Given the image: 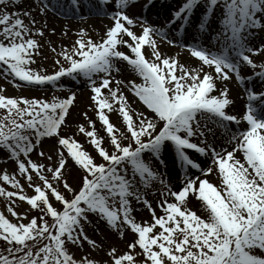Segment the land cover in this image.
Segmentation results:
<instances>
[{
    "label": "snow or ice",
    "instance_id": "obj_1",
    "mask_svg": "<svg viewBox=\"0 0 264 264\" xmlns=\"http://www.w3.org/2000/svg\"><path fill=\"white\" fill-rule=\"evenodd\" d=\"M21 3L0 0V77L17 89L50 86L66 95L9 96L0 86V149L3 162L15 164L0 169V264H264V90L246 86L264 82V43H252L264 31V0H181L163 26L130 14L136 0ZM50 10L111 23L95 37L81 27L57 50L45 35L55 33ZM42 39L55 53L50 73L34 67ZM162 43L188 60L163 53ZM233 79L246 96L241 113L229 111L225 82ZM65 80L90 91L70 135L77 91ZM168 158L178 166V186ZM141 207L149 220L137 219ZM93 219L126 247L92 238Z\"/></svg>",
    "mask_w": 264,
    "mask_h": 264
},
{
    "label": "bare ground",
    "instance_id": "obj_2",
    "mask_svg": "<svg viewBox=\"0 0 264 264\" xmlns=\"http://www.w3.org/2000/svg\"><path fill=\"white\" fill-rule=\"evenodd\" d=\"M181 3V0H154L152 1V4L149 6L147 12L145 13L144 5L146 4V0H136V3L134 6H132L129 9L130 14H134L137 16L146 15L149 21L157 26H163L165 22L169 19H171V12L174 8L178 7ZM34 6V0H22V3L17 5V8H29ZM111 7V5H109ZM200 9H197L196 15H200ZM34 15L38 20H43L45 17H41L37 15V13L34 12ZM47 22L49 28H55V33L47 32L45 33L47 40H50L52 42L53 46H56L59 50V46L61 44H66V42H69L72 36L79 30V28L84 27L89 29L91 35L95 37L97 32L103 33L105 25H109L111 23V20L108 18H104L97 15H85L84 19H80L76 16H72L71 13H69V18H64L62 15H57L53 11H49L47 14ZM196 22V16L192 18V24H195ZM212 31L216 30V19L214 18L212 20L211 25ZM194 29L192 28V25L190 24L188 26V31L192 32ZM64 31H68V36H63L62 33ZM210 40V35L206 36L204 40ZM44 40V39H43ZM45 42V40H44ZM253 42L259 46L261 43H264L263 38H255ZM46 43V42H45ZM161 51L167 55L175 56L177 53H180L179 59L182 61H187L188 56L184 52V50L168 45L167 43H162L160 45ZM261 61V56H258L257 62ZM193 64L195 61H191ZM248 68L246 67L244 69V74H249ZM243 74V73H242ZM65 86L66 88H72L73 90L77 91V100L75 102V108L80 106L78 104H84L89 105V95L90 91L83 85V84H77L75 82H71L69 80H65ZM227 86L230 89V97L234 100L233 106L229 109V111L235 112V113H241L245 110L246 106V96L244 94L243 88L239 85L238 82H235L234 79L232 81L225 82ZM237 83V84H235ZM246 86H253L254 90L259 92L263 90L264 82H262L259 78H255L250 82V85L248 82H246ZM85 87V88H83ZM126 94H128L126 92ZM84 105V107H85ZM264 111V109H262ZM74 115V108L71 110V115L68 117L71 118ZM66 132V131H65ZM201 161L203 158H200ZM175 172L171 175V181L174 185L178 186V184L175 181Z\"/></svg>",
    "mask_w": 264,
    "mask_h": 264
},
{
    "label": "rangeland",
    "instance_id": "obj_3",
    "mask_svg": "<svg viewBox=\"0 0 264 264\" xmlns=\"http://www.w3.org/2000/svg\"><path fill=\"white\" fill-rule=\"evenodd\" d=\"M9 11H12L13 9L11 7H9L8 9ZM264 37V31L260 32L258 37ZM75 39V36L73 35L72 38L70 39L69 42H66V44H70L73 40ZM41 43L43 44V48L41 49L42 51V56L36 57L37 60V65H34V67H43L44 69H46L49 73L54 71V59H55V53H53L50 48L48 43H45L44 40H41ZM204 43L211 47V44L209 43V41H204ZM58 50V49H57ZM250 69V68H249ZM258 71V69H257ZM250 72L252 73V70L250 69ZM0 86H4L5 88V94L9 95V96H18V95H24V96H47V97H51L52 95L56 94V95H66V92H62V91H58L56 89H52L50 86L46 87V88H40L39 86L36 87H24L21 89H17L15 88L11 83H9L8 81L4 80L2 77H0ZM129 96V100L133 101V106L137 107L141 110H143V105L140 104L138 101H135L134 98L132 97V95L130 93L127 94ZM80 106L78 107H74V115L69 119V123L72 125L70 128L66 129V133L67 134H72L75 130H76V125L80 122L83 121V116L81 115L82 112L88 110L87 105L84 104H78ZM85 105V107H84ZM89 115L93 117V119H95V116L93 115L92 112L89 111ZM111 120L114 123H119L117 115L115 113L110 115ZM96 127L99 129L100 128V123L97 122ZM101 134H103L101 132ZM77 139L79 140H83V137L81 136H77ZM51 147L50 142L45 141L44 143V150L48 151L49 148ZM85 147L88 148L91 151V146L88 144H85ZM7 153L3 150L0 149V169L3 168H7L10 172L13 171L15 169V164L12 161H8L7 163H4V159L6 158ZM33 159H37V155L36 153H33ZM168 162V168L167 171H172L175 172V181L177 183H179L178 180V175H179V170H178V166L174 167L171 164V160L167 161ZM203 162V160H202ZM164 168H161L160 170L162 171ZM77 173L75 171H72L70 173V179L74 182L75 181V177H76ZM214 179V178H213ZM152 191H155V189H153ZM148 198L150 200L153 201V205L155 206V200L156 197L153 196L151 193L149 194ZM3 202L0 201V204H2ZM136 206V205H134ZM25 205L21 204L20 207L17 209L18 211H23ZM139 207V206H136ZM137 217L138 220H149L150 219V213L144 209V208H140L139 211H136L134 213ZM99 227L100 228V233L98 234L96 231V228ZM86 230L88 232V234L94 238L97 239L98 241H101L105 236H109V238L121 249L126 247L125 241L124 240H120L118 237L116 236H112L110 235L108 232H106L104 230V226L103 224H97V222L95 221V219H93V225L92 226H86ZM126 239L130 240L131 239V235H127ZM86 249H87V245H85ZM74 251H76L77 255L80 254V250L79 249H74ZM93 256H95L97 259H106L107 257L104 256L103 253H98V252H93L92 253Z\"/></svg>",
    "mask_w": 264,
    "mask_h": 264
}]
</instances>
